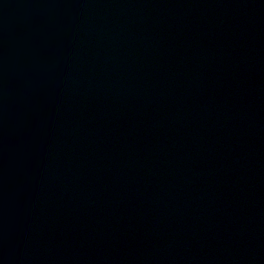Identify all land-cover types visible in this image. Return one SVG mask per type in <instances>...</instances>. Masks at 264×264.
I'll return each instance as SVG.
<instances>
[{
  "label": "water",
  "instance_id": "95a60500",
  "mask_svg": "<svg viewBox=\"0 0 264 264\" xmlns=\"http://www.w3.org/2000/svg\"><path fill=\"white\" fill-rule=\"evenodd\" d=\"M0 264H264V0H0Z\"/></svg>",
  "mask_w": 264,
  "mask_h": 264
}]
</instances>
